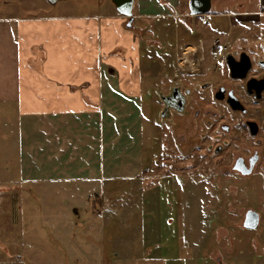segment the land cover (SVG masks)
<instances>
[{"label":"rangeland","instance_id":"rangeland-1","mask_svg":"<svg viewBox=\"0 0 264 264\" xmlns=\"http://www.w3.org/2000/svg\"><path fill=\"white\" fill-rule=\"evenodd\" d=\"M182 1L179 20L169 18L174 22L172 28L160 32L149 26L148 31L139 33L145 44L154 48L147 54L148 60L155 52L171 53L166 63L173 65L187 42L197 44L200 39L206 44L199 54L206 53L210 37L204 34L199 39L190 29L205 32V25L215 23V19L190 16V1ZM215 3V10L221 9V0ZM0 8L17 9L23 17L104 12L113 10L114 4L112 0H60L56 4L48 0H0ZM169 81V76L158 75L144 80V150L139 175H135L136 156L130 155L131 169L93 183H49L37 178L35 184H27L20 174L17 178L22 188L13 192L11 185L0 180V254L4 260L9 264L261 262L262 246L241 227V216L251 202L241 199L236 179L219 175L221 163L214 166L213 156L177 155L183 150L175 145L176 131L160 124L159 91ZM0 136L6 141V134ZM164 142L168 147H162ZM7 146L0 145V178L11 180L16 179L11 173L19 169L21 159L20 155H8L10 150H2ZM222 156L224 170L231 155ZM36 163L40 165L41 160ZM260 210L264 214L263 204ZM28 245L35 250L29 251Z\"/></svg>","mask_w":264,"mask_h":264},{"label":"crops","instance_id":"crops-1","mask_svg":"<svg viewBox=\"0 0 264 264\" xmlns=\"http://www.w3.org/2000/svg\"><path fill=\"white\" fill-rule=\"evenodd\" d=\"M183 4L134 0L131 24L115 5L104 12L23 17L17 9L0 8V135L6 134L0 145L21 159L11 173L16 179L3 176L1 183L19 192L20 174L27 184L37 178L49 183L113 179L132 168L130 155L136 156L139 175L144 80L170 77L178 57L173 65L166 63L171 53L155 52L148 60L154 48L139 33L149 26L160 32L172 28L169 18L178 21ZM0 264H9L2 255Z\"/></svg>","mask_w":264,"mask_h":264},{"label":"flooded vegetation","instance_id":"flooded-vegetation-1","mask_svg":"<svg viewBox=\"0 0 264 264\" xmlns=\"http://www.w3.org/2000/svg\"><path fill=\"white\" fill-rule=\"evenodd\" d=\"M230 3L221 0L215 10L211 0L210 11L198 15L215 19L205 32L190 29L199 39L210 37L208 48L199 54L202 39L184 45L194 46L192 64L182 68L177 57L159 91V122L176 131L175 145L183 150L177 155L213 156L214 166L221 163L219 175L236 179L241 199L251 202L241 227L262 246L264 264V0ZM222 155H231L224 170Z\"/></svg>","mask_w":264,"mask_h":264},{"label":"water","instance_id":"water-1","mask_svg":"<svg viewBox=\"0 0 264 264\" xmlns=\"http://www.w3.org/2000/svg\"><path fill=\"white\" fill-rule=\"evenodd\" d=\"M55 4L58 0H48ZM117 11L123 16L129 18V22L133 21V2L134 0H112ZM190 16L204 15L211 9V0H190ZM252 213V212H250ZM246 226L247 223H246Z\"/></svg>","mask_w":264,"mask_h":264},{"label":"built area","instance_id":"built-area-1","mask_svg":"<svg viewBox=\"0 0 264 264\" xmlns=\"http://www.w3.org/2000/svg\"><path fill=\"white\" fill-rule=\"evenodd\" d=\"M188 48L185 47L182 54L178 57L179 65L182 68H184L185 66H190L192 64L193 51H190Z\"/></svg>","mask_w":264,"mask_h":264}]
</instances>
